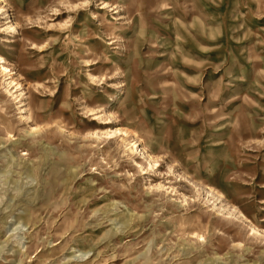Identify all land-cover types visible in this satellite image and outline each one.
I'll return each instance as SVG.
<instances>
[{"label":"rangeland","instance_id":"1","mask_svg":"<svg viewBox=\"0 0 264 264\" xmlns=\"http://www.w3.org/2000/svg\"><path fill=\"white\" fill-rule=\"evenodd\" d=\"M0 7V264H264V0Z\"/></svg>","mask_w":264,"mask_h":264},{"label":"bare ground","instance_id":"2","mask_svg":"<svg viewBox=\"0 0 264 264\" xmlns=\"http://www.w3.org/2000/svg\"><path fill=\"white\" fill-rule=\"evenodd\" d=\"M0 12H3L2 7H0ZM11 30H12L13 33L15 32L14 27ZM2 70L4 72H7V73L10 72L9 69H7V67H5V66H2ZM14 85H16V87H19V84L18 83H14ZM21 111H23V112L26 111V106ZM107 122H109V121H107ZM122 135L127 136V132L124 131ZM138 142H139V140L136 139V141H133L132 142V146H134V147L137 146L138 145ZM139 150L141 151L142 148H140ZM141 153H142V157L148 162V164H150V165H156L157 164L156 161L152 162V160L150 159V156L148 154H145L143 151H141Z\"/></svg>","mask_w":264,"mask_h":264}]
</instances>
